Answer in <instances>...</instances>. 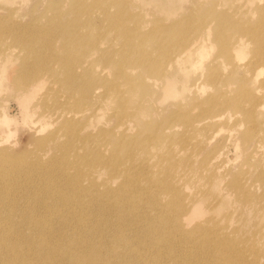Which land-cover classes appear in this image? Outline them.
<instances>
[{
  "label": "bare ground",
  "instance_id": "obj_1",
  "mask_svg": "<svg viewBox=\"0 0 264 264\" xmlns=\"http://www.w3.org/2000/svg\"><path fill=\"white\" fill-rule=\"evenodd\" d=\"M173 1L166 0L168 13L164 14L179 10L184 25L179 19L168 27L171 37L162 28L156 29H161L157 39L169 40L152 51L155 56L130 50L143 28L136 24L139 27L130 33L118 27L123 21L113 19L109 9L121 0H65L50 6L49 18L45 19L48 10L33 13L45 22L43 29L30 31L46 34L45 44L41 36L27 38L14 25L2 26L12 30L16 44L33 54L52 37H61L65 51H60L58 61L62 72L55 78L70 99L78 100L72 107L58 94L40 95L49 73L53 75L47 68L50 64L34 67L24 60L21 69L11 75L3 68L12 61L9 51L13 50H8L10 45L0 50V90L14 92L21 123L30 125L34 146L28 154L12 149L8 141L13 119L9 112H2L0 103V264L264 261V232L255 231L247 239L236 227L216 225L215 217L204 219L205 211L220 213V207L226 206L242 207L238 216L243 227L264 220L258 208L264 207V0L234 3L235 9L230 8L234 14L258 13L259 18L254 24L240 21L231 30L222 9L227 0H210L197 8L208 9L203 13L205 20L194 26L198 30L186 29L183 34L182 27L192 20L197 23L196 17L187 5L178 7ZM97 4L100 20L92 7ZM62 10L69 12L67 24L59 22ZM101 23L127 51H110L107 46L104 52L93 49V27L101 28ZM35 24L30 25L39 27ZM206 40L216 41L219 50L207 64L201 61ZM251 43L253 51L247 52L246 61L237 62L244 55L242 49ZM83 44L91 49L75 51ZM93 51L99 61L115 64L114 76L122 79L116 83L124 81L129 91L143 86L147 78L159 84L166 99L183 96L179 103H168L162 109L168 112L153 129L176 137L172 146L165 145L168 138L164 136L151 143L128 134L129 118L140 120L146 110L132 98L122 97L118 86L105 79L107 64L95 72L98 61ZM83 58L86 61L81 65ZM50 59L57 60L55 56ZM169 67H173L170 72ZM136 70L140 74L133 76ZM105 91L112 92L116 100L107 99ZM60 105L67 109L60 110ZM102 108H113L106 121L109 126L93 134V124L97 125L93 120L101 116ZM175 146L179 147L176 152L171 150ZM228 149L233 154L227 155ZM177 155L182 156L179 162ZM220 218L227 223L231 216ZM178 239L194 245L195 252L180 249ZM244 250L249 252L244 254ZM250 252L252 260L246 261ZM210 254L217 258L204 257Z\"/></svg>",
  "mask_w": 264,
  "mask_h": 264
},
{
  "label": "rangeland",
  "instance_id": "obj_2",
  "mask_svg": "<svg viewBox=\"0 0 264 264\" xmlns=\"http://www.w3.org/2000/svg\"><path fill=\"white\" fill-rule=\"evenodd\" d=\"M69 1L70 0H66V3H68ZM209 1L210 0H197V1L195 0H174L173 1V2H176V6L178 7L180 5L181 6L187 5V7L191 10L188 12H193L195 14L196 21H197L196 23L195 21L192 20L190 24L182 27V30L180 31L181 34H183V31L186 29H189V31L193 33L198 30V29L195 30L194 26L198 24V22L200 23L202 22V20H205L203 13H205L208 9H203L202 11H199L197 8L200 5L208 4ZM59 3H61L62 5L65 3V0H0V25L2 29V32L0 33V50H4L9 45L11 47L8 50H13V51H9L12 54L13 59L11 62H9L8 64L4 66L3 71L5 70L6 73H9L11 75L14 74L16 70L21 69L22 67L21 63L24 60L27 61L30 66L34 65V67L39 66V65L44 66V65L50 64L49 66H47V68L48 70L51 71L53 75H50L49 73L47 82L44 81L45 83L44 88L46 89L45 90L43 89L44 91L41 90L43 92L40 95L45 94L46 92L50 91L51 95L58 94V97H60V100L62 102L64 103L70 102L72 107H74V106H77L75 102L78 99L77 100L70 99L68 95L69 94L68 91L63 87L61 83H59V80H56L55 78V75H58V77H60L61 72H62L61 66L58 60H60V51H65L63 39L61 37H59V39L56 37H52V39H50V41L47 43V45H45V47H43L41 51H37L36 53L33 54L31 53V51H24L21 44L15 43L14 38L12 37V33H11L12 30L2 28V26L14 25V27L19 29L22 33L25 32L24 35L27 38L36 39L41 36V43L45 44L46 34H44L43 32L34 33V31L32 32L30 31L36 28L43 29L42 24L45 22V21L39 22L35 17H33V13L48 10L49 12L48 11L46 12L45 19H46V16H48L49 18L52 15V13H50L51 11L49 10L51 9L50 6L52 4H59ZM123 3L127 5L123 7L122 6ZM234 3L240 4V1L239 0H227V6H223L222 8L223 10H226L224 19L230 24L226 26L228 29L231 30L234 26L238 25V22L243 21V20L244 21L248 20L249 23H252V24L258 21V18H259L258 13L254 15L244 16L243 15L244 13L240 11L238 14H234L231 10V9H235ZM262 3L264 4V1ZM57 7L58 5L55 6V9H57ZM92 7H93L94 14L100 20L101 18L99 15V9H100L99 5L98 4L93 5ZM109 11L111 14H114L113 19H117L118 17H121V20L123 21V23L121 21H118V23H122L118 25L119 28L130 29L129 32L132 33L135 27H139L136 24H139L142 26L143 29H142L141 34L138 35L136 40H134L135 42H132L130 50L142 51L143 54L145 55L155 56L152 51H155V49L158 47H164L166 45V42L169 40V39L167 40L157 39V36H158L157 32L161 30L159 29L156 31L157 28H162L163 32L165 31V34L171 37L172 34L168 30H166L168 29V27H171L172 24H174V22L178 24L179 19L181 20V25L182 26L184 25V20L182 18H179L180 16L178 17L177 15L179 10L174 15L164 14V12L168 13V7H167L166 0H121V2L118 5L112 6L109 9ZM58 14L60 16L59 22H61L62 24L63 23L67 24L69 22V19H70L69 12H67L66 10H62ZM102 21H105V20H102ZM102 21H99V22H102ZM99 22H95L96 26ZM32 23H37L38 25L35 24V26H39V27L31 26L30 24ZM104 25L106 24L101 23L100 25L102 26L101 28H95V26L93 27V42L95 40V42L93 43V49L96 47L97 50L95 51H102V49H104L107 46V47H110V51H127L128 48L125 50V48H123L125 45L121 43V41L114 38L113 36L114 32L103 29ZM172 33L173 35L176 34L177 38L179 37V34L177 32L173 31ZM111 39L112 41H110ZM209 39H212V38L210 37ZM170 48L171 50L174 49V51H176L175 46L174 47L170 46ZM74 49L75 51H86V49L90 50L91 48L87 44H83L80 49H77L76 47ZM204 51H205V57L201 58V61L207 64L217 54V51H219L217 42L210 41L208 43V40H206L204 42ZM242 51L244 55L242 59L237 60V62L246 61V59L248 58L247 52L253 51V44L251 43L248 46L244 47ZM32 55H36L37 58H34ZM93 55L97 57V61L99 63V64L94 63L95 67L93 68L95 72L97 69H100L102 66H106L105 64H107L108 66L106 67H107L108 74L105 79L118 86L119 88L118 92L122 94L121 95L122 97L132 98V100L141 104V107L146 110L145 115L140 117V120L129 118L128 126L130 127V130H128V134H130L132 137L133 136L136 137L139 135V137H142L141 140L147 139V140H150L151 143L152 142L155 143L154 139L157 140V138L159 141H161L162 136H164L168 138V142L165 145L172 146V144L177 139L176 137H171L172 135H167L166 133L162 131L153 132V129L162 120L161 118L164 116V114L168 112V111H162V109L163 108L166 109V106H168V103L169 104L179 103L180 99L183 96H180L174 100L166 99V96H164L161 92V88L159 84H156V82H154V79L146 80L147 78H145V82L142 83L143 86L135 87L134 91H131V90L129 91V87H127L124 84V81H123V84L116 83L122 79H119L116 76H114L113 71L115 69V64L111 63L110 61L107 63L99 61V55L98 53H95L94 51H93ZM52 56H55L57 60L50 59V57ZM85 61L86 60H84L83 58L80 64L83 65ZM1 63H3V61L0 59V64ZM172 69L173 67H169V72ZM138 74H140L139 70H136L132 73L133 76L138 75ZM240 74L241 72L236 73L238 77H240ZM102 85L104 87L107 84L103 83ZM104 90H105V87H104ZM206 90H210V88L208 87L206 88ZM13 93L14 92L12 91V89L0 90V103L4 109L2 110V112L3 111H6L7 113L9 112L8 116L14 120V121L12 120L11 122L12 129L11 130L9 129L11 133L9 135L8 143L9 145L12 144L11 146H13L12 149L14 148V151L18 150L25 154H28L34 149V146H32L30 142L31 138H29L32 133L28 127L30 126L29 124L21 123L24 121L22 119V115H20L21 113L19 111L20 108H19L18 103H16L15 98L13 97ZM105 93H107V99L111 101L116 100L115 95L112 94V92L105 91ZM75 96H78V94ZM188 100H190L189 97L186 98V101ZM183 102H182V105L180 106L185 105L184 104L185 102L184 103ZM88 107L89 105L87 106V108ZM66 109H67L66 106H63V107L61 106L60 108V110H66ZM60 110H57V111H60ZM101 110H102V113L100 114L101 116L93 120V123L94 122L97 123V125L93 124V131H94L93 134H96L97 133L96 131L98 129L107 128L109 126V124L106 121L109 115L112 113L113 108H109V109L102 108ZM151 113H155L158 116V118L157 119L151 118V115H152ZM93 137L96 138L95 135H93ZM139 141H140V138H139ZM14 142H18V144L16 143V145L14 146L15 144ZM177 148L179 147L175 146L171 150L176 152ZM163 151L165 153L167 149L163 148ZM230 154H233L232 149H228L227 151V155H230ZM175 158H177V161L179 162V159H181L182 156L177 155V157ZM247 160L249 164H254V160L252 158H248ZM220 208L222 209L220 213H215L212 210L205 211L204 219L215 217L214 223H216V225H218L219 227L220 225L230 226L231 228L236 227V229L234 230H238V233L240 235H243L242 233H245L247 236L246 237L247 239L252 238V235H254L255 231L257 232L258 230H260L264 232V220H259L258 223L250 222V224L247 227H243L240 217L238 216V214L241 212L242 207H235V209H232L226 206H222ZM247 208L253 209L254 207H247ZM258 208H261L259 209L260 212L261 211L264 212V207H258ZM223 214H228L229 216H231V219L227 223L220 222L221 221L220 216ZM174 237H178V236H174ZM177 246H179L180 249H183L184 251H186L188 254L195 252L194 251L195 246L191 245L190 242L183 243L180 239H178ZM239 246L242 247V245H239ZM164 249L165 248H163V250ZM246 252H249V251L244 250V254ZM204 257L206 259L217 258L215 254L204 255ZM245 260L246 261L252 260L251 252H250V256ZM259 260L261 259H258L257 261ZM200 263H201V259L198 262H194V264H200ZM263 263H264L263 260L258 262V264H263ZM162 264H166V262H162Z\"/></svg>",
  "mask_w": 264,
  "mask_h": 264
}]
</instances>
